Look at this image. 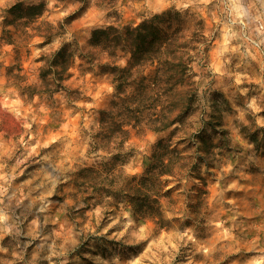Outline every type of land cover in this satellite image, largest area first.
Wrapping results in <instances>:
<instances>
[{
  "label": "rangeland",
  "instance_id": "374dc122",
  "mask_svg": "<svg viewBox=\"0 0 264 264\" xmlns=\"http://www.w3.org/2000/svg\"><path fill=\"white\" fill-rule=\"evenodd\" d=\"M13 1L0 0V21ZM27 1L44 2V19L68 21L49 44L36 37L18 48L31 78L42 49L83 44L93 28L116 21L96 0ZM170 8L205 21L208 50L194 71L204 107L214 93L228 100L222 128L233 147L211 167L204 162L179 184L170 181L161 220L136 218L123 201L88 205L85 196L95 202L98 189L79 174L111 161L92 144L113 85L74 68L68 85L79 98L66 91L28 98L0 75V264H264V0H117L112 10L116 23L137 24ZM15 56L6 45L0 60ZM169 133L133 132L132 154L117 168L141 174Z\"/></svg>",
  "mask_w": 264,
  "mask_h": 264
},
{
  "label": "trees",
  "instance_id": "16d2710c",
  "mask_svg": "<svg viewBox=\"0 0 264 264\" xmlns=\"http://www.w3.org/2000/svg\"><path fill=\"white\" fill-rule=\"evenodd\" d=\"M95 3L111 9L107 14L116 21L93 28L83 44L64 40L42 49L31 78L18 48L36 37L42 39L40 46L49 44L54 36L64 34L68 21L42 18L43 1L14 0L0 21V54L6 45H14L16 56L8 64L0 60V75L16 84L22 96L53 97L66 91L71 100L82 94L68 85L74 68L82 74L96 70L106 76L114 96L99 112L92 147L110 154L111 161L80 171L81 183L98 189L95 202H90V196L84 201L108 206L123 201L136 218L161 220L162 198L171 191L170 181L179 184L204 162L211 167L218 154L233 147L229 131L222 128L223 113L230 109L228 100L214 93L210 110L204 107L194 71V62L208 50L205 21L188 10L170 8L137 24H118L117 10H112L117 0ZM186 15L189 20L183 19ZM165 130H170L168 137L155 142L151 161L141 174L128 177L117 168L132 154L128 141L133 132Z\"/></svg>",
  "mask_w": 264,
  "mask_h": 264
}]
</instances>
